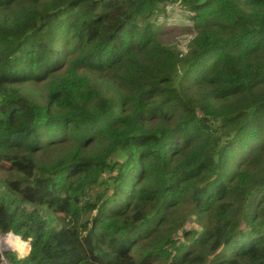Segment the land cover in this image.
Instances as JSON below:
<instances>
[{"label": "trees", "instance_id": "1", "mask_svg": "<svg viewBox=\"0 0 264 264\" xmlns=\"http://www.w3.org/2000/svg\"><path fill=\"white\" fill-rule=\"evenodd\" d=\"M166 1L0 0L9 264H264V0H180L185 53ZM64 65L42 101L16 89Z\"/></svg>", "mask_w": 264, "mask_h": 264}, {"label": "rangeland", "instance_id": "2", "mask_svg": "<svg viewBox=\"0 0 264 264\" xmlns=\"http://www.w3.org/2000/svg\"><path fill=\"white\" fill-rule=\"evenodd\" d=\"M164 9L166 13H168L169 12L168 10L170 9L171 13L165 15V17L163 15H161L162 17L158 16L157 19L155 20V25L159 26L160 30H162L158 38L162 43L174 45L179 52L185 53V51L188 48L189 40L194 35V29L191 24V21H189L185 15H184L185 17H183L182 15L183 7L181 6L180 0H167L166 3L164 4ZM181 17H183L184 19ZM184 29H186V31ZM66 66L68 65H64V67ZM70 67H66L65 69H62L56 75L57 77L53 75L50 79L45 81L18 83L16 89L19 92L27 95L34 101H42L43 98L53 88L55 84L62 82V80L64 79H68L72 77L74 71ZM76 71H78L79 76H81L82 84H84L83 82H88L91 85L97 87L101 92L103 93L106 92L107 95H112V97L115 99L119 98L120 91H118L114 87L112 82L96 76V73H89L82 71L80 69H76ZM88 109L89 111H92L94 110V106L88 105ZM109 175L110 173L108 174V172L103 173L104 178H106ZM3 176H4L3 170H0V178H2ZM0 192L4 193L5 190L1 188ZM2 239H6V238L0 237V240ZM0 246L2 245L0 244ZM7 246L11 250L9 252L15 255L17 258H21L24 256L21 255L22 251L11 248L9 245ZM27 246H24L26 247L25 250L27 249ZM2 262H4V260H2ZM7 264L9 263L7 262Z\"/></svg>", "mask_w": 264, "mask_h": 264}, {"label": "clouds", "instance_id": "3", "mask_svg": "<svg viewBox=\"0 0 264 264\" xmlns=\"http://www.w3.org/2000/svg\"><path fill=\"white\" fill-rule=\"evenodd\" d=\"M13 236L15 238H13ZM6 243L11 245L13 248L18 249L19 251H24L25 250L24 246L27 245L28 240L26 239L22 240L20 233L14 234L12 232H9L6 237Z\"/></svg>", "mask_w": 264, "mask_h": 264}, {"label": "bare ground", "instance_id": "4", "mask_svg": "<svg viewBox=\"0 0 264 264\" xmlns=\"http://www.w3.org/2000/svg\"><path fill=\"white\" fill-rule=\"evenodd\" d=\"M0 237H2V238H4L3 236H0ZM0 244L2 245V246H0V249H2V248H9L7 245H9V244H7L6 243V239H2V240H0ZM5 246V247H4ZM11 248H13L11 245H9ZM27 246V245H26ZM14 249H16V248H14ZM26 252V251H25ZM25 252H23V253H25Z\"/></svg>", "mask_w": 264, "mask_h": 264}, {"label": "water", "instance_id": "5", "mask_svg": "<svg viewBox=\"0 0 264 264\" xmlns=\"http://www.w3.org/2000/svg\"><path fill=\"white\" fill-rule=\"evenodd\" d=\"M0 235L1 236H4L5 234L0 233ZM28 246H29V244H28ZM28 246H27V249H26V253L28 251ZM9 251H11L9 248H2V249H0V253H2V254L8 253ZM26 253L24 255H26Z\"/></svg>", "mask_w": 264, "mask_h": 264}, {"label": "built area", "instance_id": "6", "mask_svg": "<svg viewBox=\"0 0 264 264\" xmlns=\"http://www.w3.org/2000/svg\"><path fill=\"white\" fill-rule=\"evenodd\" d=\"M1 236V235H0ZM0 259H1V264H7V260L4 259V256L2 253H0ZM2 260H4V262H2Z\"/></svg>", "mask_w": 264, "mask_h": 264}]
</instances>
